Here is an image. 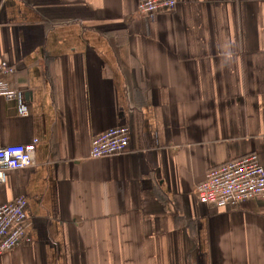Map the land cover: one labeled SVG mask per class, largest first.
I'll return each mask as SVG.
<instances>
[{"label": "crops", "instance_id": "crops-1", "mask_svg": "<svg viewBox=\"0 0 264 264\" xmlns=\"http://www.w3.org/2000/svg\"><path fill=\"white\" fill-rule=\"evenodd\" d=\"M0 0V147L37 141L0 206L28 199L29 239L0 264H264V199L202 202L212 167L264 166V0ZM131 131L122 155L92 139Z\"/></svg>", "mask_w": 264, "mask_h": 264}, {"label": "built area", "instance_id": "built-area-1", "mask_svg": "<svg viewBox=\"0 0 264 264\" xmlns=\"http://www.w3.org/2000/svg\"><path fill=\"white\" fill-rule=\"evenodd\" d=\"M178 0H138L137 11L155 19L162 9L173 10ZM16 72L8 61L0 62V95L7 100L18 97L7 77ZM131 140L126 125L112 127L92 139L90 157L103 158L122 155ZM37 141L0 147V184L7 181L11 170H23L34 164ZM199 199L218 208L237 207L249 200L264 199V166L258 153H249L212 167L197 185ZM28 199L19 196L0 206V255L10 252L29 239L27 214Z\"/></svg>", "mask_w": 264, "mask_h": 264}]
</instances>
